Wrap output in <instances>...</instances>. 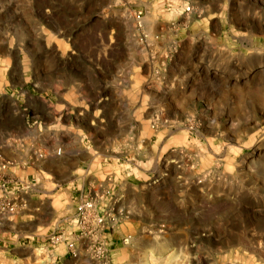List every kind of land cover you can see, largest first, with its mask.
<instances>
[{
  "label": "rangeland",
  "instance_id": "obj_1",
  "mask_svg": "<svg viewBox=\"0 0 264 264\" xmlns=\"http://www.w3.org/2000/svg\"><path fill=\"white\" fill-rule=\"evenodd\" d=\"M4 197L0 264H264V0H0Z\"/></svg>",
  "mask_w": 264,
  "mask_h": 264
},
{
  "label": "built area",
  "instance_id": "obj_2",
  "mask_svg": "<svg viewBox=\"0 0 264 264\" xmlns=\"http://www.w3.org/2000/svg\"><path fill=\"white\" fill-rule=\"evenodd\" d=\"M2 204V205H1ZM0 204V210L6 213H13L14 204L6 197L3 198L2 203ZM104 212L100 213L97 210L96 201L94 199H84L81 200L75 212V225L79 228V235L85 234L94 235L96 231L104 224L105 221ZM50 240L53 242H63L64 237L60 235H52ZM65 246L70 251L73 250L72 240L67 239Z\"/></svg>",
  "mask_w": 264,
  "mask_h": 264
},
{
  "label": "crops",
  "instance_id": "obj_3",
  "mask_svg": "<svg viewBox=\"0 0 264 264\" xmlns=\"http://www.w3.org/2000/svg\"><path fill=\"white\" fill-rule=\"evenodd\" d=\"M51 158H54V157H53V156H51V157H50V159H51ZM51 160H52V159H51Z\"/></svg>",
  "mask_w": 264,
  "mask_h": 264
},
{
  "label": "bare ground",
  "instance_id": "obj_4",
  "mask_svg": "<svg viewBox=\"0 0 264 264\" xmlns=\"http://www.w3.org/2000/svg\"><path fill=\"white\" fill-rule=\"evenodd\" d=\"M167 117V116H166Z\"/></svg>",
  "mask_w": 264,
  "mask_h": 264
}]
</instances>
